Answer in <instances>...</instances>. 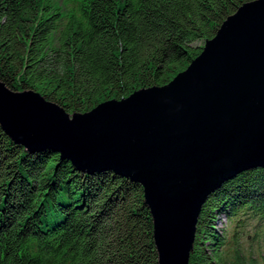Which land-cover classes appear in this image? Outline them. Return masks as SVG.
<instances>
[{"label":"trees","instance_id":"16d2710c","mask_svg":"<svg viewBox=\"0 0 264 264\" xmlns=\"http://www.w3.org/2000/svg\"><path fill=\"white\" fill-rule=\"evenodd\" d=\"M252 0H0V82L67 113L163 86L227 16ZM264 224V166L203 203L188 264H260L226 248L217 215ZM256 234L261 231L256 230ZM0 264H158L142 186L29 151L0 126Z\"/></svg>","mask_w":264,"mask_h":264},{"label":"water","instance_id":"95a60500","mask_svg":"<svg viewBox=\"0 0 264 264\" xmlns=\"http://www.w3.org/2000/svg\"><path fill=\"white\" fill-rule=\"evenodd\" d=\"M0 126L29 151L142 186L158 264H188L203 203L223 181L264 166V0L240 5L184 70L89 111L0 82Z\"/></svg>","mask_w":264,"mask_h":264},{"label":"rangeland","instance_id":"374dc122","mask_svg":"<svg viewBox=\"0 0 264 264\" xmlns=\"http://www.w3.org/2000/svg\"><path fill=\"white\" fill-rule=\"evenodd\" d=\"M203 45V42H201ZM214 229L223 235L226 240V248L237 247L249 257H255L256 261L264 264V224L257 227V222L242 216V220H229L224 215H217L213 220ZM256 230L261 231L256 234Z\"/></svg>","mask_w":264,"mask_h":264}]
</instances>
